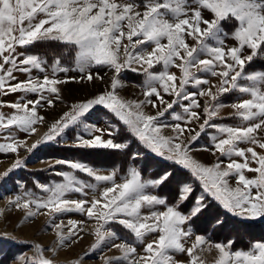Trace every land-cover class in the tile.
I'll list each match as a JSON object with an SVG mask.
<instances>
[{"label":"snow or ice","instance_id":"obj_1","mask_svg":"<svg viewBox=\"0 0 264 264\" xmlns=\"http://www.w3.org/2000/svg\"><path fill=\"white\" fill-rule=\"evenodd\" d=\"M0 159V264H264V0H0Z\"/></svg>","mask_w":264,"mask_h":264},{"label":"rangeland","instance_id":"obj_2","mask_svg":"<svg viewBox=\"0 0 264 264\" xmlns=\"http://www.w3.org/2000/svg\"><path fill=\"white\" fill-rule=\"evenodd\" d=\"M83 89H77L75 85L70 84L69 85V93H77L79 95L84 94ZM69 93H66L68 95ZM12 97L10 96L9 99ZM9 163V160L7 159H0V169L5 167ZM43 164L40 163H33L29 165V168L31 169H39L42 168ZM41 177L47 176V173L40 172L38 173ZM4 200L0 199V207H4ZM14 212L15 214L12 216V220L14 223H18V218L22 219V215L18 210H9ZM46 223L45 217H37L34 221H28V226L23 229L22 233H17L18 235H22L23 238L26 239H32L37 242L43 241L45 243H49L51 241L52 233L50 231H46L44 229V225ZM5 227H8L6 223L3 222L2 218H0V229H4ZM9 231H12L11 227H8ZM256 234H260V230H256ZM91 240V237H85L82 242L78 243L77 246L72 250H62L60 257L58 259H70L74 252H78L81 248H85L89 241ZM209 260H211V256L209 257Z\"/></svg>","mask_w":264,"mask_h":264},{"label":"crops","instance_id":"obj_3","mask_svg":"<svg viewBox=\"0 0 264 264\" xmlns=\"http://www.w3.org/2000/svg\"><path fill=\"white\" fill-rule=\"evenodd\" d=\"M200 155H201V156L203 157V159H205L206 161H211V160H212V156H211L210 154H208V153L202 152Z\"/></svg>","mask_w":264,"mask_h":264}]
</instances>
